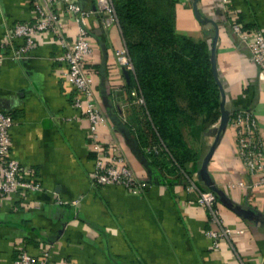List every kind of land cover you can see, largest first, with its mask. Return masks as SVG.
Masks as SVG:
<instances>
[{
    "label": "crops",
    "instance_id": "obj_1",
    "mask_svg": "<svg viewBox=\"0 0 264 264\" xmlns=\"http://www.w3.org/2000/svg\"><path fill=\"white\" fill-rule=\"evenodd\" d=\"M75 1L91 10L88 71L96 105L105 116L97 126L99 140L117 145L134 175L147 185L130 194L119 185L91 180L88 121L71 106L75 91L62 74L64 64L55 58L61 49L53 36L39 37L33 49L19 56L6 48L0 52V109L15 121L9 130L10 156L30 169V178L41 188L0 199V264H13L22 249L32 255L47 250L49 264H264V224L237 215L217 195L221 225L234 232L219 239L216 247L206 233L213 226L197 201V190L207 187L196 171L219 116L191 144L199 159L183 163L187 178L196 185L187 191L186 180L177 178L179 171L168 158L158 156L163 155L161 147L145 144L140 125L144 113L128 86L129 71L126 77L114 57V51L124 47L117 21L105 24L104 13L92 1ZM218 2L172 0L173 29L193 41L206 42L210 55L215 36L213 59L223 106L228 117L238 108L251 111L264 162V79H258L248 48L229 27L236 19L244 28H257L264 35V0H228L224 7ZM32 14L31 0H0V38L13 24L31 21ZM75 28L73 21H66L62 30L69 38ZM218 94L220 102L219 89ZM206 170L222 195L264 220V186L237 184L248 185L252 177L237 154L228 122Z\"/></svg>",
    "mask_w": 264,
    "mask_h": 264
},
{
    "label": "built area",
    "instance_id": "obj_2",
    "mask_svg": "<svg viewBox=\"0 0 264 264\" xmlns=\"http://www.w3.org/2000/svg\"><path fill=\"white\" fill-rule=\"evenodd\" d=\"M33 14L31 21L17 22L5 29L0 38V52L11 48L13 55L19 56L33 49L37 39L50 34L60 46L61 52L55 58L64 64L63 76L72 84L75 94L71 106L78 108L88 121V133L93 166L90 171L91 180L98 185H119L130 194H138L147 183L137 178L129 166L119 147L113 143L105 144L99 140L97 126L105 122V116L96 105L94 91L89 74L88 57L91 48L88 42L89 29L87 17L91 13L75 0H31ZM96 5L98 12L104 13L105 24L116 21L110 0H90ZM228 0H219L224 7ZM73 21L75 33L67 38L63 33V24ZM229 27L236 39L249 50L251 59L258 68V79H264V35L257 28L247 29L236 19H231ZM14 42H18L13 44ZM117 65L127 71L132 69L130 58L125 47L114 51ZM138 103L141 97L131 92ZM13 117L0 109V199H8L16 192H34L39 190L37 180L30 178V169L10 156V127L14 124ZM227 122L234 130L235 148L241 159L247 176L252 177L250 184H237L243 187L264 186V162L262 140L257 122L251 111L238 108L231 112ZM187 191L196 189L190 178L186 179ZM198 203L203 206L208 215V221L213 227L206 231L211 238L212 247L218 240L228 237L234 230L221 225L216 201L217 197L209 189L197 190ZM57 203L62 201L56 198ZM74 203L75 201H71ZM238 231V230H236ZM48 251L32 255L25 250H19L13 264H49Z\"/></svg>",
    "mask_w": 264,
    "mask_h": 264
},
{
    "label": "trees",
    "instance_id": "obj_3",
    "mask_svg": "<svg viewBox=\"0 0 264 264\" xmlns=\"http://www.w3.org/2000/svg\"><path fill=\"white\" fill-rule=\"evenodd\" d=\"M110 1L132 64L128 86L142 99L144 121L140 125L145 144L149 147L159 145L179 171L177 178L186 180L189 174L183 163H197L199 158L184 143L178 118L191 121L198 115L199 131H204L219 116L218 87L211 71L208 45L174 32L172 0H167L168 13L159 15L146 10L140 0ZM134 31L140 36L130 39ZM177 40L183 44L181 52L169 47ZM183 51L189 52L193 63L182 58ZM181 101L184 104L181 105ZM168 121L171 128L166 124ZM150 152L156 156L154 151Z\"/></svg>",
    "mask_w": 264,
    "mask_h": 264
},
{
    "label": "water",
    "instance_id": "obj_4",
    "mask_svg": "<svg viewBox=\"0 0 264 264\" xmlns=\"http://www.w3.org/2000/svg\"><path fill=\"white\" fill-rule=\"evenodd\" d=\"M215 42V36L212 37L211 40V55H210V62H211V71L213 73V77L214 80L217 84V87L219 89V93H220V102H219V119H218V125L216 127L214 136H213V140L210 143L207 151L205 152V154L203 155L201 161H200V166L197 169L196 173H197V177L199 180H201L203 182V184L207 187V189L211 190L212 192H214L217 196L218 199L226 206L230 207L237 215L241 216V217H248L251 219H254L257 222L263 223L264 224V220L260 219V217H258L257 213L253 212L250 208H244L241 207L240 205H236L233 204L226 196L222 195L218 189L215 187V185L212 183L211 179L209 178L208 174H207V163L209 161V158L212 155L214 146L216 144V141L218 139L219 133L220 131L224 128V126L227 123V118H228V113L227 110H225L223 104H224V97H223V92L221 89V84L217 78V74H216V69H215V63H214V59H213V45ZM124 74L127 77L128 71L124 70Z\"/></svg>",
    "mask_w": 264,
    "mask_h": 264
},
{
    "label": "rangeland",
    "instance_id": "obj_5",
    "mask_svg": "<svg viewBox=\"0 0 264 264\" xmlns=\"http://www.w3.org/2000/svg\"><path fill=\"white\" fill-rule=\"evenodd\" d=\"M116 1H122V0H116ZM140 2L142 3V5L145 6L146 10H148L150 12L155 11L156 13L158 12L157 13L158 15L168 13V11H169L167 0H140ZM157 14H156V21H157V16H158ZM150 15L151 14H149V16ZM139 36H140V34L136 31L130 33V39H136V38H139ZM182 45H183L182 42L180 40H177L174 44L170 45L169 47H171L170 49H179V52H181ZM186 51H187V48H186ZM183 53L185 54L186 52L183 51ZM187 54H185L186 57L183 56L182 58L184 60L191 62V60L189 59V58H191V55H189V52ZM191 63H193V62H191ZM193 71H195V70L193 69ZM135 94H137L136 91H135ZM180 104L181 105L184 104V101H181ZM169 122L170 121H168L166 124H168V127L171 128L172 124ZM198 125H199V116L198 115H195L193 120H191V121H186V120L182 119L181 117L178 118L179 131L181 132L182 137H186L187 141H189L190 147H192L191 144H193V141L194 140L196 141V139L198 137V134H199ZM184 143H186V142H184ZM158 156H161L162 159L167 158V156H165L164 153H163V155H161V153H159Z\"/></svg>",
    "mask_w": 264,
    "mask_h": 264
}]
</instances>
